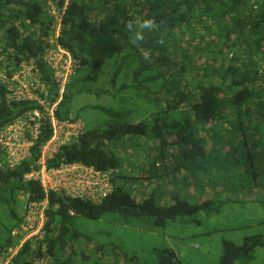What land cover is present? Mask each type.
Instances as JSON below:
<instances>
[{"label":"trees","instance_id":"trees-1","mask_svg":"<svg viewBox=\"0 0 264 264\" xmlns=\"http://www.w3.org/2000/svg\"><path fill=\"white\" fill-rule=\"evenodd\" d=\"M51 2L57 19L48 15L45 0H0V69L10 74L22 63L35 64L40 83L47 90V95L41 92V96L50 107L57 94L53 69L43 60L42 51L55 46L66 49L79 60L80 68L77 75L74 76L75 72L71 76L54 113L58 118L74 119L80 117L69 115V87L105 71L106 68L101 69L105 60L114 58L119 63L114 69L111 67L110 79L130 70L131 82L119 87L133 90V97L135 92H140L145 101L154 102L158 109L151 111L152 122H149L145 119L128 121L129 109L100 107L108 118L100 126L86 129L77 140L62 145L48 160V166L80 163L99 171L118 169L122 179L125 174L120 172L122 164L115 149L119 151L124 138L137 137L136 140L154 144L150 151L154 153L151 154L154 160L135 179L159 178L169 173L172 177L175 173L182 177L190 166L181 159H195L203 153L197 124L222 122L233 125L238 131L244 117L246 122L258 125V131L264 134V0ZM138 18L155 19L158 28L145 30L144 41L136 46L131 40ZM128 21H132L133 31L126 28ZM57 22L59 29L55 33ZM159 39L164 43H159ZM151 84H157V88L152 89ZM82 89L85 86L77 92ZM101 90L106 92V89L98 91ZM7 94L6 84L0 80V130L26 118L34 109L44 113L36 100L11 99ZM172 110L180 116H168ZM43 120L41 132L31 148L32 158L11 168L3 163L0 155V192L10 193L9 198L4 196L1 200L16 218L12 227L21 220L12 208L13 192L22 193L25 204L44 197L39 182L22 179L37 157L39 145L50 135L49 122L45 117ZM229 150L231 154L238 151L233 146ZM131 154L132 150L128 151V156L134 157ZM242 154L247 162L244 170L252 171V155L249 151ZM175 159L179 161L173 166L167 163ZM47 198L42 237L26 241L8 264H32L34 258L44 256L50 264H76L73 246L85 237L74 226L73 218L78 215L99 219L106 213H115L123 221L148 218L147 223L155 229L177 218L192 221L201 210L218 211L224 202L213 198L190 201L175 197L172 203L160 205L153 193L138 200L122 185H113L100 201L53 191ZM11 228L7 236L0 239V256L16 243L10 236ZM257 246H264V234L245 236L240 244L223 240L216 264H235L237 259L250 262ZM116 249L114 246L112 255H118ZM94 250L104 251L99 246ZM154 253L153 264H179L176 253L170 248H155ZM87 258L82 251L78 261L86 264Z\"/></svg>","mask_w":264,"mask_h":264},{"label":"rangeland","instance_id":"rangeland-1","mask_svg":"<svg viewBox=\"0 0 264 264\" xmlns=\"http://www.w3.org/2000/svg\"><path fill=\"white\" fill-rule=\"evenodd\" d=\"M118 63L116 59L108 58L101 68H106L105 71H99L69 87V115L80 117L86 129L100 126L108 118L100 109L102 106L117 110L129 109L131 113L127 116L128 121L145 119L152 122L151 111L158 109L154 102L145 101V96L140 92H135L133 97V90L119 87L122 83L131 82L130 70L124 69V74L119 73L115 79H110L111 67L114 69ZM83 86L85 89L77 92ZM99 88L106 89V92H99ZM151 88H157V84H151ZM168 116L179 117L180 114L172 110ZM242 120L238 131L234 130L233 125L227 126L222 122L197 124L195 128L202 137L203 153L195 159H181L185 165L192 166L182 177L177 173L172 177L169 173L160 179L132 180L128 175H141L148 168L153 159L151 154L154 153L150 151L154 144L148 140H136L137 137L124 138L119 151L115 149L122 164L120 172L127 174L120 181H125L122 186L138 200L153 193L156 203L160 205L172 203L175 197L190 201L213 198L224 202L218 211L201 210L193 216L192 221L177 218L155 229L147 223L150 221L148 218H129L123 221L115 213H106L99 219L75 216L74 226L85 235L83 241L73 246L75 263L83 264L78 261L83 251L88 256L86 264H153L156 260L155 248H170L176 253L179 264H216L223 240L240 244L245 236L264 234V134L258 131L255 123L246 122L244 117ZM230 146L236 147L237 153L231 154ZM130 150L134 157H129L130 152L128 156ZM245 151L252 155V171L244 170L247 162L242 152ZM178 161L175 159L167 163L173 166ZM9 195L8 192H0L2 240L16 221L9 213L10 207L1 200L4 196L9 198ZM12 196V208L16 216L21 217L25 198L16 191ZM95 246L104 251H95ZM114 246L117 247L116 256L112 255ZM235 264H264V246L255 248L252 261L242 262L237 259Z\"/></svg>","mask_w":264,"mask_h":264},{"label":"built area","instance_id":"built-area-1","mask_svg":"<svg viewBox=\"0 0 264 264\" xmlns=\"http://www.w3.org/2000/svg\"><path fill=\"white\" fill-rule=\"evenodd\" d=\"M49 16L57 19V12L51 0H46ZM59 23L55 24L58 33ZM45 62L53 69L56 88V98L48 107L41 92L46 96L47 90L40 83L38 70L33 63H22L10 74L0 69V80L7 86V96L11 99L36 100L43 108L32 110L26 118L16 120L0 130V155L3 163L13 168L21 162L32 158V146L39 136L44 124V117L49 122L50 135L39 145L38 154L30 170L22 175L24 181L39 182L44 197L39 201L25 204L18 224L10 230V236L16 243L7 248L0 256V264H8L11 257L28 240L43 235V225L46 220L45 210L48 205V194L62 192L71 197L87 198L100 201L112 189L113 170L99 171L80 163H61L58 166H48V160L53 158L64 144H70L81 136L86 128L81 118H58L54 109L65 91L71 76L80 68L78 59L72 57L66 49L59 46L45 48L42 51ZM32 264H50L48 258H34Z\"/></svg>","mask_w":264,"mask_h":264},{"label":"clouds","instance_id":"clouds-1","mask_svg":"<svg viewBox=\"0 0 264 264\" xmlns=\"http://www.w3.org/2000/svg\"><path fill=\"white\" fill-rule=\"evenodd\" d=\"M132 26H133L132 21L126 22V28L129 31H133ZM156 28H158V25H157L155 19H143V20H140L138 18L137 22H136V28H135V31H134V37L132 38L131 42L134 45L139 46V44L142 43L144 41V39H145L144 31L145 30H155ZM158 42L161 43V44L164 43L163 39H159ZM111 183H112V180H111Z\"/></svg>","mask_w":264,"mask_h":264},{"label":"crops","instance_id":"crops-1","mask_svg":"<svg viewBox=\"0 0 264 264\" xmlns=\"http://www.w3.org/2000/svg\"><path fill=\"white\" fill-rule=\"evenodd\" d=\"M118 171H119L118 169H115L114 172H113L112 185H123V183L125 182V181H123V182L120 181V180H123V178L121 179L119 177V172ZM125 175H127V174H125ZM128 177H130L132 180L135 179L134 176H132V175H128ZM137 177H138V175H137ZM128 187H130V186H128Z\"/></svg>","mask_w":264,"mask_h":264}]
</instances>
